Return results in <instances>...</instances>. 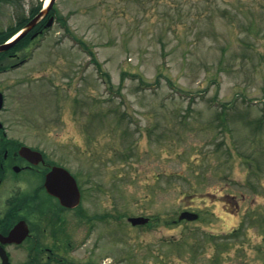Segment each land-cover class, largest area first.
<instances>
[{"label": "rangeland", "instance_id": "1", "mask_svg": "<svg viewBox=\"0 0 264 264\" xmlns=\"http://www.w3.org/2000/svg\"><path fill=\"white\" fill-rule=\"evenodd\" d=\"M53 8L26 72L47 61L52 83L17 88V125L76 175V264H260L264 0Z\"/></svg>", "mask_w": 264, "mask_h": 264}, {"label": "flooded vegetation", "instance_id": "2", "mask_svg": "<svg viewBox=\"0 0 264 264\" xmlns=\"http://www.w3.org/2000/svg\"><path fill=\"white\" fill-rule=\"evenodd\" d=\"M41 7L36 0H0V264H76V206L70 205L76 202V175L64 158L32 145L31 132L17 125V88L32 80L52 83L47 61L34 77L26 72L59 24L55 8L7 44Z\"/></svg>", "mask_w": 264, "mask_h": 264}, {"label": "water", "instance_id": "3", "mask_svg": "<svg viewBox=\"0 0 264 264\" xmlns=\"http://www.w3.org/2000/svg\"><path fill=\"white\" fill-rule=\"evenodd\" d=\"M54 1L55 0H50L49 1V3H48V6L44 9V12L42 11L30 24H29V26H28V28H30L34 23H35V21L37 20V19H39L41 16H42V14L43 13H46L50 8H51V6L53 5V3H54ZM18 39V38H17ZM12 44V43H11ZM11 44H9V45H11ZM9 45H7V47L9 46ZM78 202H79V192H78V189H77V186H76V202H74L73 204H70L71 206H73V205H75V203H76V205L78 204ZM196 217V215H193V214H189V213H182L181 215H180V219L181 218H186V219H189V220H191V219H194ZM128 221L132 224V225H140V224H145L146 222H147V219H145V218H130V219H128Z\"/></svg>", "mask_w": 264, "mask_h": 264}, {"label": "bare ground", "instance_id": "4", "mask_svg": "<svg viewBox=\"0 0 264 264\" xmlns=\"http://www.w3.org/2000/svg\"><path fill=\"white\" fill-rule=\"evenodd\" d=\"M46 1H48V0H46Z\"/></svg>", "mask_w": 264, "mask_h": 264}]
</instances>
